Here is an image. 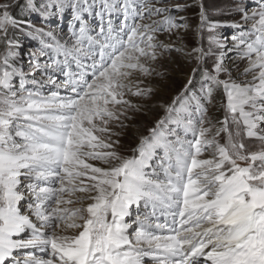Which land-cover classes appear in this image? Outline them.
I'll use <instances>...</instances> for the list:
<instances>
[{"label":"snow or ice","instance_id":"snow-or-ice-1","mask_svg":"<svg viewBox=\"0 0 264 264\" xmlns=\"http://www.w3.org/2000/svg\"><path fill=\"white\" fill-rule=\"evenodd\" d=\"M194 2L208 47L185 52L193 4L0 0V264H264V0L214 9L223 22ZM16 33L39 45L27 71ZM173 52L192 75L126 155L113 127Z\"/></svg>","mask_w":264,"mask_h":264},{"label":"rangeland","instance_id":"rangeland-1","mask_svg":"<svg viewBox=\"0 0 264 264\" xmlns=\"http://www.w3.org/2000/svg\"><path fill=\"white\" fill-rule=\"evenodd\" d=\"M173 3L180 4H193L192 7L185 8L184 11L178 13V15L185 17V21L188 25L187 29L184 30V38L182 45L185 49V52H191V49L197 46H202L205 50L208 47L207 33L204 34V39L198 44V37L196 34V27L199 24V4L195 3L194 0H172ZM203 5L209 12V20H218V21H229L230 16L222 14L220 12H214V9H227L231 0H201ZM238 18V17H237ZM31 22L40 25V20L36 16L28 17ZM70 19L69 15H65L63 19L59 20L60 27L67 32V21ZM184 22V21H182ZM57 21L54 19L50 27H55ZM222 33L223 37H227L231 34L232 29L228 27H222L218 29ZM15 39L20 43L21 48V64L20 66L27 71L28 64L31 60V52L36 49L39 45L38 42L31 40L27 36L16 33ZM189 50V51H188ZM0 51H3V48L0 47ZM229 58V57H228ZM45 58H41L43 62ZM186 59L189 65H185L183 60ZM215 58L211 57L207 60V65L210 67ZM230 60V58H229ZM196 66V60L192 56H187L183 54H178L173 52L171 56L165 55L164 57L158 59L155 63L157 72L161 73L160 75L153 74L150 77L143 78L144 84L142 86H148L153 89L152 93L147 98H137L130 97L134 103L141 105L140 111L132 110L129 112V115L132 117L131 120L126 121L128 127L125 129H116L115 131H122L123 135L119 137L122 143V151L126 155H130V148L134 147L138 142L137 131L142 135H147V130L150 127H153L155 121L164 115V109L157 106L156 104L161 100L163 105L170 104L173 97L177 96L180 91L183 89L184 85L188 83L189 76L192 75V69ZM242 67V64H241ZM221 78H224L223 76ZM196 87H199L200 74H195ZM18 84V80L16 81ZM222 99V93L217 94L215 97V106L211 107L212 114L217 118H221L223 115L222 110H218L219 103ZM158 171H162L157 165H154ZM142 211H147L143 205H140ZM135 213L132 212L134 219L136 217ZM128 219V218H126Z\"/></svg>","mask_w":264,"mask_h":264},{"label":"bare ground","instance_id":"bare-ground-1","mask_svg":"<svg viewBox=\"0 0 264 264\" xmlns=\"http://www.w3.org/2000/svg\"><path fill=\"white\" fill-rule=\"evenodd\" d=\"M180 16V15H179ZM184 30H179V37H180V40L179 41H177V44H179V45H182V43H183V38H184ZM232 32H233V30L231 31V34L230 35H228L227 37H231V35H232ZM176 38L175 37H173V40H175ZM228 39H230V38H228ZM189 51V50H188ZM228 55V57L230 58V60L235 56V53L234 52H232V53H228L227 54ZM228 58V59H229ZM229 60V61H230ZM183 62H184V64L185 65H189V63L187 62V60L186 59H184L183 60ZM242 68H243V64H242V67H241V70H242ZM236 75V72H235V70H233V76H235ZM157 106H159V107H161V105H163L162 104V102H161V100H159V102L156 104ZM137 131V135H138V138H139V136L140 135H142V134H140V132L138 131V130H136ZM92 163H94V164H99V162H95V161H93ZM150 163H152V165L154 166V165H157L158 166V161H156V160H154V161H152V162H150ZM157 170V169H156ZM147 171H149V172H151L152 171V168H149V169H147ZM158 171V170H157ZM159 173H160V177L161 178H164V174L162 173V172H160V171H158ZM141 205H143V204H141ZM135 210H137L136 211V214H138V215H143V214H145L146 212H150L151 211V208H148V209H146L147 211H142L143 209L142 208H137V206H135V205H133V206H131V212H134L135 213ZM157 215L159 216V222H161V223H163L164 222V217L162 216V215H160V213L158 212L157 213ZM132 218H133V216H132ZM127 220V219H126Z\"/></svg>","mask_w":264,"mask_h":264}]
</instances>
